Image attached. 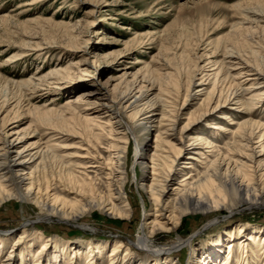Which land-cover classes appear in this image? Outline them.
<instances>
[{"label": "rangeland", "instance_id": "1", "mask_svg": "<svg viewBox=\"0 0 264 264\" xmlns=\"http://www.w3.org/2000/svg\"><path fill=\"white\" fill-rule=\"evenodd\" d=\"M257 10L264 14V0H0V134L10 128L21 131L32 126L37 133L32 132L24 146L28 149L35 146L33 152L44 148L41 144L48 140L62 143L64 148L58 153L82 164L95 192L107 197L113 167L112 150L108 149L110 128L105 125L88 128L77 114L73 115L71 110L70 114L69 104L88 96L92 90L95 97H88L92 102L115 101L135 77L150 81L147 86L154 83L156 95L161 85H170L173 95L164 99L178 101L181 108L179 136L189 119L207 109L205 99L212 86H206L207 90L200 87L202 73L198 70L208 60H220L226 50L234 48L242 52L251 66L264 62V35L242 30L248 15ZM55 72L59 74L53 75L56 80L46 79ZM193 75L196 78L187 99ZM197 91L200 92L195 96ZM85 105L80 106L81 112L88 108ZM228 108L235 109L204 118L195 126V133L224 147L231 141L229 132L237 130L239 123L251 117L264 122V103L251 114H246L240 106ZM95 116L98 115H90ZM131 116V112L121 110L116 119L121 121L123 133L128 137L124 188L132 206L130 217L118 219L94 210L77 222L60 220L41 215L23 198H12L0 204V236L7 240L2 243L0 264L11 251L14 264H20L24 258L26 264H35L40 248H34L31 253L29 246L41 237L52 239L46 251L50 258L56 246L63 243L77 246L80 241H98L103 250L94 264H109L111 244L119 241L122 254L129 253L135 264H163L165 257L172 264H193L199 259V250L206 249L210 240L229 230L230 237L225 238L236 241L232 245L224 242L222 260L225 261L230 246L236 256L243 249L238 225H244L246 236L253 226H264V208L240 207L234 212L229 209L206 214L188 212L176 233L151 234L147 223L154 211L149 195L142 188L143 171L139 164L143 154L154 153L157 135L142 136ZM61 130L69 132L70 137L59 135ZM83 141L99 151L103 166L94 167L88 157L78 156L88 149ZM188 156L187 153L183 156L178 171L186 170L189 176H197L203 170L204 159L185 169ZM52 157L50 153L45 156V169L41 167L39 175L62 195L57 182L60 177H68L67 170L62 160ZM83 167L75 168L84 171ZM152 168L150 164L149 176ZM21 233L26 234L25 242L16 245ZM82 252L79 257L73 253L65 257H76L73 264H90L85 249ZM250 259V264H264V249H255ZM219 264L224 263L219 261ZM230 264L244 262L240 259Z\"/></svg>", "mask_w": 264, "mask_h": 264}, {"label": "bare ground", "instance_id": "2", "mask_svg": "<svg viewBox=\"0 0 264 264\" xmlns=\"http://www.w3.org/2000/svg\"><path fill=\"white\" fill-rule=\"evenodd\" d=\"M245 5L248 4L245 3ZM258 12H254L252 16L248 15L242 26L243 31L264 35V14ZM236 34L234 36L232 34L233 38H236ZM198 71L202 73L200 87L207 90L206 86H212L205 99L207 109L189 119L179 136L177 126L181 121V108L178 107V101L164 99L165 96L170 98L173 95L174 89L170 85L168 87L161 85L156 95L154 83L147 86L150 81L135 77L126 89L120 92L115 101L105 100L104 103H100L95 98L96 100L92 102L88 98L95 97L92 90L88 92V96L83 95L69 104V112L71 110L73 115L77 114L81 120L83 119L88 128L99 129L103 125L110 128L108 149L112 150L110 159L113 167L109 177L110 193L107 197L95 192L94 184L90 181L86 168L82 164L58 153L59 149L64 148L62 143L53 144L54 140H48L41 144L44 148H37L33 152L35 146L30 149L24 146L31 133H37L32 126L21 131L13 128L5 130V133L0 134V204L12 198H23L34 205L43 216L74 222L94 210L118 219L129 218L132 206L124 188L126 175L124 158L126 159L128 152L126 145L128 137L127 133H123L124 127L121 121L116 120L122 110L132 113V123L141 131L142 136L157 135L154 153L149 156L143 154L139 164L143 171L140 177L142 188L144 193L149 195L154 211L147 223L151 234L157 235L160 231L176 233L183 216L188 212L206 214L225 209L234 212L240 207L264 208V122L251 117L239 123L237 130L229 132L232 138L224 147L195 133V126L204 118L217 112L225 113L235 109L228 106H240L246 114H251L253 109L264 103V62L257 67L251 66L240 50L232 48L225 51L222 59L208 60V64ZM53 75L59 74L55 72L50 76L47 75L46 79H55ZM195 76L193 75L189 80L187 99L191 97L189 91L194 85ZM176 85L178 90L179 86ZM227 88L228 95L224 97L226 94L224 91ZM199 92L197 91L195 96ZM96 95L98 96L99 93ZM83 104H87L85 106L88 108L81 112L80 106ZM88 111L93 112L86 114ZM92 114L98 116L92 118L90 117ZM58 134L70 137V133L65 130H61ZM84 144L88 149L83 150L84 153L78 156L88 157L94 167L103 166L99 151L86 141ZM49 153L65 163L68 177H60L57 182L62 195L57 194L56 188L39 175L40 168L45 165L44 158ZM186 153L189 156L185 158L187 161L185 169L190 168L194 161L202 157L204 159L203 170L197 176H189L185 173L186 170L178 171V166L184 160L183 156ZM150 164L153 165L151 176L147 174ZM75 167H83L84 171H77ZM237 229L238 236H241L239 244L243 247L237 256L230 246V250L225 254V261L222 260L224 242L232 245V241H236V239L225 238L231 234L227 230L225 234L221 233L210 240L205 245L206 249L203 248L204 252L199 250L197 252L199 259H196L193 264H219V261L230 264L233 260L240 259L244 264H250L253 251L257 248L264 249V226H253L249 236H246L247 230L243 224L238 225ZM25 238L26 234L21 233L15 244L21 245L25 242ZM4 241H7L6 238L0 236V255ZM33 242L29 246V252H33L34 248H40L35 264H44V262L45 264H73L84 249L87 252L88 263L94 264L98 258L97 255L103 250V245L98 241L92 243L80 241L77 246L66 242L63 246H56L54 256L50 258L46 256L48 254L46 251L52 245L50 237H41ZM250 244H253V248H249ZM111 245L113 251L109 264H135L129 253L122 254L121 242L116 241ZM67 253H73L76 257H65ZM167 259L165 257L163 264H172ZM26 261L27 258H24L20 264H26ZM12 263H15L13 251L9 252L3 261V264ZM139 264L143 263L139 262Z\"/></svg>", "mask_w": 264, "mask_h": 264}]
</instances>
